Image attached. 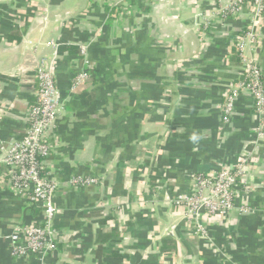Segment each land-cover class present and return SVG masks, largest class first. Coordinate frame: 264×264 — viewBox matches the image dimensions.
<instances>
[{
  "label": "crops",
  "instance_id": "obj_1",
  "mask_svg": "<svg viewBox=\"0 0 264 264\" xmlns=\"http://www.w3.org/2000/svg\"><path fill=\"white\" fill-rule=\"evenodd\" d=\"M230 4L0 0V148L23 137L36 72L51 69L57 119L46 171L59 185L60 238L43 260L15 255L9 237L43 213L0 182V264H264V137L240 86L244 61L264 71V0L259 16L254 3L237 14ZM82 71L90 77L74 87ZM243 158L234 210L201 211L199 232L178 200L194 176ZM75 177L97 182L76 188Z\"/></svg>",
  "mask_w": 264,
  "mask_h": 264
},
{
  "label": "built area",
  "instance_id": "obj_2",
  "mask_svg": "<svg viewBox=\"0 0 264 264\" xmlns=\"http://www.w3.org/2000/svg\"><path fill=\"white\" fill-rule=\"evenodd\" d=\"M255 4L257 16L261 10V0H231L230 9L237 14L246 4ZM259 11V12H258ZM262 12V10H261ZM258 63L244 61L240 86L246 88L254 99V108L260 116L256 135L264 137V73ZM87 71L78 73L74 78V87L88 80ZM37 91L36 103L26 113V127L20 139H12L0 148V164L4 171L0 182L17 195H24L27 200L42 209L43 217L38 222L16 228L9 237L15 255H38L41 260L57 251L60 238L56 228L58 210L54 204L58 183L48 177H42L46 170V161L52 154L50 139L53 136L56 113V80L51 69L41 66L35 75ZM236 92L226 97L224 112L232 115ZM259 131V132H258ZM247 159L243 158L233 170L224 168L218 176H194V185L179 204L183 205L187 215L196 222L198 231L206 234L198 214L216 217L230 214L235 200L242 191L240 178L245 170ZM93 177H75L69 184L79 188L95 184ZM209 189L211 196L204 198L202 191Z\"/></svg>",
  "mask_w": 264,
  "mask_h": 264
},
{
  "label": "trees",
  "instance_id": "obj_3",
  "mask_svg": "<svg viewBox=\"0 0 264 264\" xmlns=\"http://www.w3.org/2000/svg\"><path fill=\"white\" fill-rule=\"evenodd\" d=\"M41 175L42 177H45L47 175V171L44 169L42 172H41Z\"/></svg>",
  "mask_w": 264,
  "mask_h": 264
}]
</instances>
